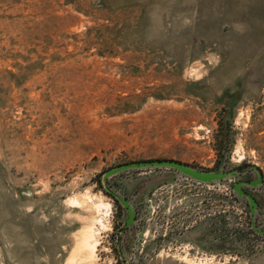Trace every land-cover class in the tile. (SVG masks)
Returning a JSON list of instances; mask_svg holds the SVG:
<instances>
[{"label":"rangeland","instance_id":"1","mask_svg":"<svg viewBox=\"0 0 264 264\" xmlns=\"http://www.w3.org/2000/svg\"><path fill=\"white\" fill-rule=\"evenodd\" d=\"M258 173L264 0H0V264H264Z\"/></svg>","mask_w":264,"mask_h":264},{"label":"water","instance_id":"2","mask_svg":"<svg viewBox=\"0 0 264 264\" xmlns=\"http://www.w3.org/2000/svg\"><path fill=\"white\" fill-rule=\"evenodd\" d=\"M148 167H166L180 171L182 174L196 180V181H210L215 178V174L210 172H203L197 169H194L186 164H182L180 162L172 161V160H146V161H139V162H130L127 164H123L117 166L115 169L111 170L109 174L119 173L124 170L129 169H138V168H148ZM235 178L237 177L236 174L234 175ZM261 178L260 174L258 173V178L255 181H239L234 184V190L236 194L240 197H245L248 201L249 205V214L251 217L252 226L258 234H262L264 236V230H260L255 228L254 220L257 214V204L255 199L244 189L243 186L248 187H255L260 184Z\"/></svg>","mask_w":264,"mask_h":264},{"label":"bare ground","instance_id":"3","mask_svg":"<svg viewBox=\"0 0 264 264\" xmlns=\"http://www.w3.org/2000/svg\"><path fill=\"white\" fill-rule=\"evenodd\" d=\"M91 234V233H90ZM92 247L90 248V246L88 245L87 242L84 243L83 246H81V250L83 252L82 256L88 258L90 257L91 253H92Z\"/></svg>","mask_w":264,"mask_h":264}]
</instances>
